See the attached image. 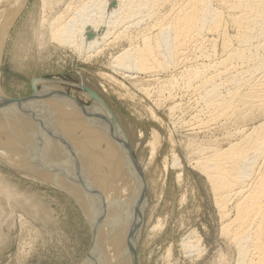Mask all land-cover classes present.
Returning a JSON list of instances; mask_svg holds the SVG:
<instances>
[{"label":"bare ground","instance_id":"6f19581e","mask_svg":"<svg viewBox=\"0 0 264 264\" xmlns=\"http://www.w3.org/2000/svg\"><path fill=\"white\" fill-rule=\"evenodd\" d=\"M26 3L0 0V66L9 33ZM79 4L71 15H58L48 23L50 36L85 52L104 38V45L112 43L111 36L114 41L129 40L130 47L115 58V67L152 73L156 82L160 72L179 71L174 75L171 70L174 76L163 82L166 88L181 86L196 97L201 109L194 123L200 129L255 118L258 114H251L255 111L264 115V0H81ZM219 40L222 55L214 58ZM209 44L215 55L208 51ZM137 76L130 73L131 78ZM51 88L45 85L41 91L37 82V94L29 101L43 106L32 111L16 109L26 104L11 102L0 89V124L7 125L0 127L1 158L16 155L14 161L18 159L21 166L31 158L27 168L40 169L45 180L76 197L95 228L91 264H136L141 195L137 171L125 155L120 123L104 100L91 109L75 94ZM92 95L86 93L88 98ZM49 111L56 112L52 120L46 117ZM252 128L248 133L245 128L244 132L240 128L242 133L234 131L242 138L238 136L241 139L227 148L210 143L203 145L209 149L201 144L195 148L202 152L200 158L197 154L198 166L211 183L223 224L221 234L230 251L236 252L234 259L229 254L233 260L226 264H264V121ZM4 194L8 202L15 198L8 190L0 191L1 197ZM2 213L0 204V228Z\"/></svg>","mask_w":264,"mask_h":264},{"label":"rangeland","instance_id":"374dc122","mask_svg":"<svg viewBox=\"0 0 264 264\" xmlns=\"http://www.w3.org/2000/svg\"><path fill=\"white\" fill-rule=\"evenodd\" d=\"M80 2L27 0L3 49L0 66L2 94L16 104L25 103V107L17 105L16 109L28 111L43 106H38L34 100L29 101L37 94V82L39 90L45 91V85L51 84L52 91L64 90L75 94L82 105L91 109L97 107L100 99L106 102L119 121L125 140L129 142L144 174L142 189V180L137 173L141 199L145 202L141 207L140 219H143L138 238L137 264H226L225 261L229 259V263H232L236 252L230 251L226 237L221 234L223 224L211 183L198 166L197 154H200V158L202 152H196L195 148L197 144L204 148L203 145L208 143L210 146L221 144V148H227L231 142L235 143L236 139L238 142L242 138L241 129L250 132L252 127L264 121V115L255 111L251 114H258L255 116L257 120L247 115L251 118L245 116L247 122V118H243L241 121L232 120L229 125L219 122L200 129L194 123V116L201 109L196 97L181 86L166 88L168 84L165 83L169 82L171 75H179V71L171 69L173 72H160L157 77L165 82L162 86L160 78L156 77L158 82L152 79L155 78L152 73L139 74L132 70L130 73L133 76L138 74L140 77L131 78L129 72L115 67V58L130 47L129 40L122 38L114 41L115 37L111 36L108 42L113 39L112 43L105 42L104 45V38L102 44L100 41L88 52L54 40L49 34L48 23L58 15L68 12L71 15ZM208 47L211 48L208 51L216 50L211 44ZM220 51L219 40L215 51L217 57L214 58L221 57ZM203 60L201 58L200 61ZM174 89L177 93H172ZM170 92L171 99L168 98ZM86 93L93 95L88 98ZM184 93L188 95L184 97ZM45 106L48 107L47 104ZM55 113L49 111L46 117L52 120ZM4 124L2 127H7ZM231 124L234 126L231 127ZM190 125L197 127L191 128ZM226 126H230L228 129L232 132ZM236 130L241 133L234 132ZM228 133L235 136H227ZM199 146L197 148H201ZM36 153L33 150L32 154ZM15 156H3L4 160L0 154V191L8 190L15 195L10 202L5 194L0 196L3 209L0 264H91L89 259L95 246V228L80 202L66 189L45 180L39 173L40 169L27 168L32 163L29 156L31 163L25 162L22 166L17 165L18 159L14 161L18 158ZM42 160L46 161L44 158Z\"/></svg>","mask_w":264,"mask_h":264},{"label":"water","instance_id":"95a60500","mask_svg":"<svg viewBox=\"0 0 264 264\" xmlns=\"http://www.w3.org/2000/svg\"><path fill=\"white\" fill-rule=\"evenodd\" d=\"M36 92V91H35ZM29 100H32V99H29ZM12 102V101H11ZM112 124V123H111ZM124 141V144H126L125 145V155H126V157L131 161V163H132V166L136 169V171H137V173H138V175L140 176V178H141V180H142V189H144V174H143V172H142V170H141V168H140V166H139V164H138V162L136 161V159H135V157L133 156V154H132V151H131V149H130V146H129V143H128V141H125V140H123ZM144 180V181H143ZM144 199H140L139 200V206L140 207H143V205H144ZM142 219H143V217H142ZM142 219H141V222H140V225H139V231H141V226H142ZM137 257H138V250L136 249V251H135V263L137 264Z\"/></svg>","mask_w":264,"mask_h":264}]
</instances>
